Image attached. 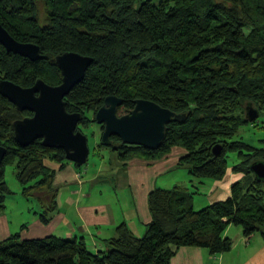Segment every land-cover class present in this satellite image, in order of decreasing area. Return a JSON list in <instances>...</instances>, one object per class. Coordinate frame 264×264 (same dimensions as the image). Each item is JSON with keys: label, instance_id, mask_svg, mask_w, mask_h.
<instances>
[{"label": "trees", "instance_id": "obj_1", "mask_svg": "<svg viewBox=\"0 0 264 264\" xmlns=\"http://www.w3.org/2000/svg\"><path fill=\"white\" fill-rule=\"evenodd\" d=\"M0 24L17 41L39 46L43 56L32 62L0 45L2 80L57 86L58 56L75 52L93 58L85 79L65 98L69 113L83 115L80 125L94 123L110 96L123 100L120 117L137 100L184 117L168 125L156 151L117 137L109 147L100 141L98 147L113 151L124 166L135 158L161 160L179 147L185 155L178 169L185 168L192 182L222 181L232 158L238 164L231 170L242 175L227 200L200 211L194 207L197 192L155 187L148 196L152 220L141 237L123 223L93 252L85 238L22 239L18 233L0 241V264H172L183 247L212 256L231 252L234 242L226 237L231 226L264 240V182L251 171L255 162H264V146L235 141L249 123L239 115L245 105L264 111V0H0ZM31 116L0 95V146L7 149L0 166V215L11 193L6 167L13 165L24 195L40 202V220L48 225L58 211L56 176L71 162L42 140L28 147L17 143L14 122Z\"/></svg>", "mask_w": 264, "mask_h": 264}, {"label": "crops", "instance_id": "obj_2", "mask_svg": "<svg viewBox=\"0 0 264 264\" xmlns=\"http://www.w3.org/2000/svg\"><path fill=\"white\" fill-rule=\"evenodd\" d=\"M184 155L183 149L175 147L161 160L135 158L127 162V166L116 156L113 157L119 170L117 180L120 181L122 190H114L118 196L111 202L104 197V194L111 190H97L102 182H107L104 175L109 170L107 165L101 170L98 167L99 172L96 173V170L92 177L86 179L75 164H68L66 169L58 172L56 176L55 186L59 191L58 211L53 215L51 223L44 225L40 220L43 210L39 214L35 213V217H32L31 221L27 220L25 227L21 228L22 239L51 236L63 239L85 238L89 249L97 252L105 247L107 240L116 236L117 228L123 223L127 224L135 235L143 236L152 220L148 204L150 192L157 188L159 178L178 169ZM52 167L57 170L60 166ZM114 171H109L108 175H111V172L116 174ZM240 179L242 175L230 169L222 181L215 180V185L218 187L221 184L224 190H212V202L229 198L231 185ZM5 212L6 209L0 215V241L9 239L19 228L12 229L9 216ZM232 229V226L228 229L226 237L230 236ZM237 229L238 241L229 237L234 242L230 256H212L206 249L183 247L176 250L172 264H264V244L257 252L252 241L255 235L247 238L243 228Z\"/></svg>", "mask_w": 264, "mask_h": 264}, {"label": "water", "instance_id": "obj_3", "mask_svg": "<svg viewBox=\"0 0 264 264\" xmlns=\"http://www.w3.org/2000/svg\"><path fill=\"white\" fill-rule=\"evenodd\" d=\"M0 44L8 53L33 62L43 58L39 46L17 41L1 24ZM56 63L62 73L61 85L50 86L39 80L32 88H23L10 81H0V95L20 112L28 111L34 114L32 118L15 123V139L20 146L28 147L35 141L42 140L44 147L63 150L69 162L83 167L88 163L90 156L88 138L78 131L83 115L69 113L65 98L85 79L93 64V58L71 52L58 56ZM122 105V99L110 96L96 114L97 124L104 126L101 141L104 147H109L111 139L117 137L126 145L151 151L159 150L166 138L168 125L184 118L148 100H137L135 109L120 117L118 109ZM248 113V121L251 123L260 116L259 111L251 105L248 107ZM220 151V147L214 149L215 154ZM6 156L7 149L0 146V166ZM251 171L259 181L264 182L263 161L255 162Z\"/></svg>", "mask_w": 264, "mask_h": 264}, {"label": "rangeland", "instance_id": "obj_4", "mask_svg": "<svg viewBox=\"0 0 264 264\" xmlns=\"http://www.w3.org/2000/svg\"><path fill=\"white\" fill-rule=\"evenodd\" d=\"M248 107L249 105H245V107L240 111L239 114L247 121L250 117L248 113ZM88 118H90V120H93V113H88ZM94 120L95 122L89 123L88 126L79 124L80 129L88 138L90 156L88 159V163L85 166L77 168L81 173L84 174V178L88 179L92 177L93 172L97 170V173L99 172V169L101 170L103 166L107 165L109 167V170L108 172L104 173L107 182H102L103 184H101L99 188L97 187V190H111L108 194H104L105 199H109V202H111L114 201V199H116V197L118 196L114 192V190H116V192L117 190H122L119 183L120 181L117 180V177L119 176V170H117L114 164L115 162L113 161V157L116 156V158H118V156L111 150L105 148L100 149L98 147L100 141H102L104 127L97 124L96 117ZM247 124L248 125L240 129V132L236 136L235 141L243 140L248 145L260 149L264 146V111L260 114L259 118L255 122H249ZM237 164L238 163L236 162V158H232V160L229 161L231 169H233ZM105 169H107V167H105ZM114 170L116 171V174L111 172V175H108L109 171ZM237 178L239 177L237 176ZM101 179H103V177ZM6 181L11 193L7 195L5 213L9 216L8 218L11 222L12 229L19 227L17 228V232L13 235H16L17 233L21 234V228L25 227L26 221H31L32 217H35L34 214H39V212L43 208L37 199H35L34 197L28 198L26 195H24L23 187L16 178V171L13 165H9L6 167ZM215 182V180H206L204 181V183H206L205 185L200 184L199 181L192 182L187 170L185 168H180L170 174L168 173L167 175L159 178L157 188L173 189L175 186H181L183 188H188L192 192H197L194 196V207L195 210L200 211L213 204L212 190H224L221 184L217 187L215 185ZM234 183L235 181L233 182V184ZM233 184L231 185V189ZM232 228L233 229L231 230L229 237H231L234 241H238L236 230H238L237 228L242 229V227L232 226ZM252 241L258 252L264 244L262 236L260 234H256L255 239ZM92 251L95 252L94 250ZM230 253L231 252L225 254H229L228 256H230Z\"/></svg>", "mask_w": 264, "mask_h": 264}, {"label": "flooded vegetation", "instance_id": "obj_5", "mask_svg": "<svg viewBox=\"0 0 264 264\" xmlns=\"http://www.w3.org/2000/svg\"><path fill=\"white\" fill-rule=\"evenodd\" d=\"M1 45V44H0ZM2 46V45H1ZM4 48V47H3ZM5 49V48H4ZM6 50V49H5ZM10 54H12V53H10ZM41 54H42V52H41ZM14 55V54H13ZM15 56H18V55H15ZM21 57V56H20ZM23 58V57H22ZM24 59H26V58H24ZM29 60V59H28ZM42 60V59H41ZM31 61V60H30ZM40 61V60H39ZM33 62V61H32ZM36 62H38V61H36ZM0 81H9V80H2V79H0ZM39 81V80H38ZM37 81V82H38ZM43 81V80H42ZM11 82V81H10ZM36 82V83H37ZM45 82V81H44ZM12 83H14V82H12ZM35 83V84H36ZM47 85H49L47 82H45ZM14 84H16V83H14ZM34 84V85H35ZM16 85H18V84H16ZM34 85H32V86H30V87H23V88H32V87H34ZM59 85H61V84H59ZM59 85H57V86H59ZM20 86V85H19ZM51 86V85H50ZM22 87V86H21ZM16 107V106H15ZM16 109H17V107H16ZM18 110V109H17ZM19 111V110H18ZM25 112H28V111H25ZM28 113H30V114H32V116L31 117H27V118H32L33 116H34V114L33 113H31V112H28ZM128 115V114H127ZM24 119H26V118H24ZM24 119H19V120H17V121H15L14 122V124H13V128H14V126H15V123L16 122H18V121H20V120H24ZM103 133H104V131H103Z\"/></svg>", "mask_w": 264, "mask_h": 264}]
</instances>
